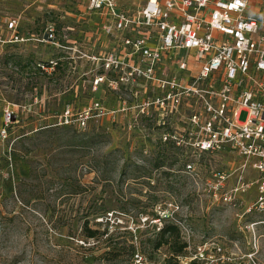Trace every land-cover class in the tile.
<instances>
[{
	"label": "rangeland",
	"instance_id": "1",
	"mask_svg": "<svg viewBox=\"0 0 264 264\" xmlns=\"http://www.w3.org/2000/svg\"><path fill=\"white\" fill-rule=\"evenodd\" d=\"M116 2L134 11L146 0ZM87 5L0 0V129L3 112L14 114L6 137L0 133V264H125L94 259L109 249L81 239L85 221L102 222L100 230L107 226L109 234L123 233L133 256L146 264H167L165 248L152 250L156 228L165 224L177 226L182 241L188 232L192 251L207 247L214 261L197 264H264V209L254 207L257 173L227 152L201 157L203 167L185 173L194 157L161 143L162 128L127 110L146 99L141 82L131 88L94 86L103 75L101 59L116 39L98 31L101 20ZM8 19L15 21L14 32L6 28ZM50 29L54 39L45 41ZM49 61L58 67L41 73L37 64ZM93 102L102 105L105 117L85 130L61 127L66 108L77 114ZM43 126L50 132H37ZM212 169L229 174L215 198ZM239 183L249 187L223 202ZM95 204L101 210L89 216ZM158 207L173 210L180 224L156 226Z\"/></svg>",
	"mask_w": 264,
	"mask_h": 264
},
{
	"label": "built area",
	"instance_id": "2",
	"mask_svg": "<svg viewBox=\"0 0 264 264\" xmlns=\"http://www.w3.org/2000/svg\"><path fill=\"white\" fill-rule=\"evenodd\" d=\"M87 2V10L101 20L98 31L106 39H116L113 51L102 57L103 75L93 85L131 88L141 82L146 99L127 110L133 109V116L144 117L151 127L162 128L161 143L194 157L185 164V173L203 167L201 157L234 153L244 160L243 168L257 173L259 196L254 207L263 210L264 0H146L134 11L121 9L116 0ZM6 28L14 32L15 21L6 20ZM53 39L50 29L44 40ZM56 64L37 67L47 72ZM104 74H114L115 80ZM12 113L9 108L3 112V138ZM103 116L102 105L93 102L77 114L66 108L59 121L61 126L85 130L90 121ZM212 173L209 187L215 198L229 174L213 169ZM248 187L238 185L222 201L230 203L235 193ZM155 211L156 226L176 222L173 210ZM184 236L186 254L179 264L214 261L206 246L192 251L189 233ZM213 250L221 252L217 246ZM132 258L133 264H146L139 254Z\"/></svg>",
	"mask_w": 264,
	"mask_h": 264
},
{
	"label": "trees",
	"instance_id": "3",
	"mask_svg": "<svg viewBox=\"0 0 264 264\" xmlns=\"http://www.w3.org/2000/svg\"><path fill=\"white\" fill-rule=\"evenodd\" d=\"M47 34V33H46ZM54 34V31H53ZM12 61H15V64H19L17 62V57L11 56L10 58ZM50 62V61H49ZM49 62L41 63L46 68H50ZM2 64H5L3 61ZM39 64H37L38 66ZM58 67V63L53 68L55 69ZM39 69V68H38ZM39 71H41L39 69ZM41 73H45L41 71ZM62 128H68L67 126H61ZM10 129V128H8ZM6 129V131L8 130ZM41 130H38L39 133H47L50 132L51 127L49 126H43L40 128ZM15 161V158H13ZM101 206H97V204L91 206L89 208V216H95L99 214V211L101 210ZM82 226V232L80 234L81 239L84 242H94L98 244L102 248H108L109 250L102 254L101 256H98L97 258H94L95 260L101 262V261H108V262H124L125 264H129V262L133 259V246L129 243L131 241L126 240L123 237V233H118L116 231H112L109 234V229L107 226L100 230L102 222H99L97 224H93V226H89V222L85 221ZM109 234V235H108ZM151 243V242H149ZM160 248H165L168 253V258L166 260L167 264H178L177 258L184 255L186 250V244L181 240L180 231L177 226L173 224H165L157 234V237L152 242V250L156 251ZM94 259H92L94 261ZM190 264H197L196 262H192Z\"/></svg>",
	"mask_w": 264,
	"mask_h": 264
}]
</instances>
